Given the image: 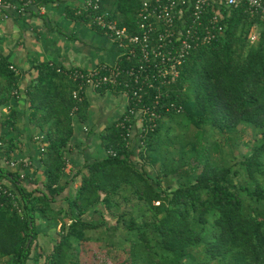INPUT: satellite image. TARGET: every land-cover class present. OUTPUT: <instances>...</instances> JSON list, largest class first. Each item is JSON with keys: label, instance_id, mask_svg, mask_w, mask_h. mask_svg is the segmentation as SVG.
<instances>
[{"label": "trees", "instance_id": "1", "mask_svg": "<svg viewBox=\"0 0 264 264\" xmlns=\"http://www.w3.org/2000/svg\"><path fill=\"white\" fill-rule=\"evenodd\" d=\"M101 4L97 13L107 11L119 26L136 31L141 0ZM94 13L83 10L76 18L105 32L92 22ZM225 13L224 33L191 53L163 98L164 104L174 102L182 112L159 106L157 126L135 131L130 146L134 115L129 110L135 107L130 100L123 116L101 132L107 156L86 163L69 178L73 169L67 166L66 153L74 117L86 120L88 104L85 95L80 102L73 98L78 83L58 71L62 67L48 62L34 66L38 79L25 96L30 121L44 133L45 150L39 143L40 166L31 175L24 164H0V182L10 188L22 210L19 213L14 199L0 192V258H6V264H83L85 244L98 242L126 251L128 257L115 264H264V219L252 207L264 204V20L251 18L244 6ZM254 30L257 40L252 42ZM19 78L0 55V105L21 95ZM179 114L185 127H195L188 141L190 158L168 169L159 149L172 143L164 140L162 128L165 118ZM128 115L130 121L121 125ZM16 121L11 109L3 125L15 127ZM241 125L262 132L260 142L238 163L246 184L234 181L239 174L234 164L213 162L206 138L207 130L224 136L215 143L217 153ZM186 148L181 153L187 154ZM39 171L43 180L34 176ZM169 177L176 185L164 187ZM72 180L79 182L74 194L57 207ZM123 203L129 206L125 211L135 209L129 216L121 211Z\"/></svg>", "mask_w": 264, "mask_h": 264}, {"label": "crops", "instance_id": "2", "mask_svg": "<svg viewBox=\"0 0 264 264\" xmlns=\"http://www.w3.org/2000/svg\"><path fill=\"white\" fill-rule=\"evenodd\" d=\"M84 4L85 0H39L22 11L11 6L9 16L0 18V55L17 67L21 94L0 105V161L6 167H10L6 160L19 165L28 163L24 168L31 175L40 166L37 137L44 133L30 121L31 109L25 96L26 89L38 79L35 65L48 62L66 69L90 70L114 64L120 56L119 46L112 37L76 18L84 10ZM85 101L86 120L74 117V134L67 148V166L73 169L68 178L86 163L107 156L101 145V132L116 123L128 106L127 95L112 89L88 88ZM11 109L17 115L15 127L3 125ZM34 176L44 179L43 171ZM78 183L70 182L59 196L57 207L64 204L66 196L74 194Z\"/></svg>", "mask_w": 264, "mask_h": 264}, {"label": "built area", "instance_id": "3", "mask_svg": "<svg viewBox=\"0 0 264 264\" xmlns=\"http://www.w3.org/2000/svg\"><path fill=\"white\" fill-rule=\"evenodd\" d=\"M36 1L39 0H18L16 3L0 0V18L9 16L11 6L22 11ZM240 6H244L251 18L264 20V0H141L138 27L131 32L126 26H119L107 11L96 12L102 8L101 0H85L84 11L95 12L92 22L117 42L120 56L114 64L90 70L58 68V71L78 83V88L73 91L77 102L82 101L88 88H108L125 93L128 105L130 100L135 105L129 110L134 115V123L128 130V143L133 146L135 131L143 132L157 126L156 119L161 116L159 106L166 110L174 107L182 112L174 102L164 104L163 98L178 80L181 67L191 53L211 44L224 33L225 11ZM250 39L252 42L257 40L255 30ZM10 68L19 73L16 66L11 64ZM78 109L76 104L73 113ZM130 119V115L126 116L121 125ZM43 139L44 136L37 137L42 151L45 150ZM6 163L12 168L19 166L16 161L6 160ZM27 165L24 163V167ZM24 176L25 172L21 177ZM0 192L11 196L14 206L22 212L13 192L3 182H0Z\"/></svg>", "mask_w": 264, "mask_h": 264}, {"label": "rangeland", "instance_id": "4", "mask_svg": "<svg viewBox=\"0 0 264 264\" xmlns=\"http://www.w3.org/2000/svg\"><path fill=\"white\" fill-rule=\"evenodd\" d=\"M164 120L165 123L164 127L162 128V135L164 137V140H167L166 142L172 143V145L170 146L167 143L162 145L159 149V153L161 154L162 158H165L164 161H166V164H168L167 168L169 169L170 167H176L179 164L181 165L182 163L189 161V135H192L195 130V127L192 126L191 129L185 127L182 122V114L176 115L174 119H168L167 117ZM231 136L233 137V139L230 141V143H227L225 145L221 144V146L219 145V152L215 153L213 148L215 146L216 141L222 140L224 136L218 133L217 131L209 132L207 130L206 138L207 143L211 146L212 160L217 165L234 164L235 169L239 170V174L237 176H234V181L238 182L239 184H246L247 176L245 175L244 170L238 163L241 161V159H243L244 154L250 153L252 147L260 142L262 138V132L260 129H254L251 126L241 125L239 128L231 131ZM185 144L187 147L186 149L188 151L187 154L181 153L184 149ZM136 149L139 150L140 148L137 147ZM150 174L153 175V171H150ZM176 182L177 180L174 177H169L168 180L163 183V186L166 187L168 183H171V185L173 184V186H175ZM256 205L257 203H253L252 207L257 208V210L255 209V211L263 220L264 212L262 210L264 209V204L263 206ZM127 207L129 206L123 203L121 205V211H125L124 208ZM134 210L128 209L125 212H127L129 216V214L133 213ZM212 222L214 221L211 218V223H209V226H206L207 230L211 228ZM44 230V227L40 229V231ZM121 232L123 234L122 229L118 230V233ZM40 238H44V241L48 240V238L43 236L42 234L40 235ZM85 245L86 246H84L83 264H115L116 261L120 259V257H128V254L126 253V251H124V249H120L118 247L109 249L106 248L102 242L91 244L86 243ZM6 263V258H0V264Z\"/></svg>", "mask_w": 264, "mask_h": 264}]
</instances>
